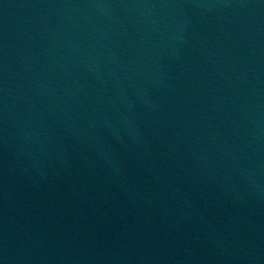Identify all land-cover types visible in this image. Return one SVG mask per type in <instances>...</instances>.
Segmentation results:
<instances>
[{"label":"water","instance_id":"water-1","mask_svg":"<svg viewBox=\"0 0 264 264\" xmlns=\"http://www.w3.org/2000/svg\"><path fill=\"white\" fill-rule=\"evenodd\" d=\"M0 264H264V0H0Z\"/></svg>","mask_w":264,"mask_h":264}]
</instances>
